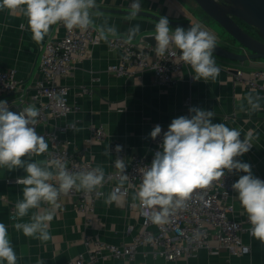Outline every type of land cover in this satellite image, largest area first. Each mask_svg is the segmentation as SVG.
Wrapping results in <instances>:
<instances>
[{"label":"crops","instance_id":"0c3cea01","mask_svg":"<svg viewBox=\"0 0 264 264\" xmlns=\"http://www.w3.org/2000/svg\"><path fill=\"white\" fill-rule=\"evenodd\" d=\"M133 0H96L99 10H128ZM140 11L150 12L158 16H168L170 20L186 21L199 24L202 30L213 34L216 43L224 48L232 47L229 39L221 35V27L216 24L205 26L201 24V14L204 13L194 0H140ZM92 10L90 13L92 25L100 32L101 28L115 27L116 35L127 39L128 30L140 25L139 34L131 42L143 46L151 45L145 37H154L157 21L128 15L111 14L106 11ZM24 25L21 28V25ZM173 31L175 28L170 27ZM64 27L53 25L41 44L32 40L27 27V17L21 12L0 10V69L16 68L22 80L19 93H32L34 84L41 78L39 64L44 46L51 40L61 39ZM91 49V56L74 65L69 77H60L57 82L70 88L69 102L80 106L76 114L68 116L75 123V128L62 135L64 141H70V151H77L94 165L103 169L104 173L114 168L111 144L122 143L127 148V159L149 156L153 149V138L150 133L156 125L162 132L168 129L172 119L195 113L190 109L197 108L214 112L212 123H224L229 128L241 130V139L253 132L254 139L250 150L235 159L251 165L255 177L264 180V93L260 96L250 90L243 82H239L236 72H250L264 68V60L246 63L225 60L213 55L219 75L215 80H195L192 68L184 67L181 79L174 86L159 87L152 83L150 70H143L132 76H117L107 70L109 64L119 61L118 51L110 50L108 40ZM227 37V36H226ZM17 94L15 96H18ZM14 96V97H15ZM6 97L0 91V99ZM259 104V110L253 111L252 105ZM55 122L49 120L41 130L53 129ZM102 127L105 133L103 140H91L92 131ZM48 144L50 143L45 139ZM90 140V141H89ZM48 150L40 155L25 156L26 162H42L47 160ZM44 167V164H41ZM49 170L53 171V168ZM226 171V170H225ZM237 179L243 172L233 170ZM26 175L23 168L8 170L0 168V223L8 229L9 239L17 255V264H37L43 260L45 264H65L69 260L85 252L84 239L89 238L110 244H127L141 228L139 218V200H134L139 185L131 186L127 196L119 202L105 204V199L114 190L106 188L91 214L79 212L75 207L76 198L61 195L59 207L50 223V239L40 241L23 235L15 230L17 222H28L36 209L22 220H13L15 204L21 200L23 185L11 184L9 180L22 178ZM121 185L120 182H118ZM125 181L122 186H127ZM234 217L244 220L246 212L241 207L238 194L232 197ZM49 205L42 204L41 210ZM131 227L134 230L130 231ZM243 243L250 252L242 257H233L230 252L221 248L218 253L201 250L196 257H182L176 264H264V243L248 234L242 235ZM211 246L217 242L212 240ZM136 264H166L163 260H155L152 255L145 256L147 250H141ZM6 264V261L4 262ZM96 264H128L123 260L107 258Z\"/></svg>","mask_w":264,"mask_h":264},{"label":"clouds","instance_id":"9594fccd","mask_svg":"<svg viewBox=\"0 0 264 264\" xmlns=\"http://www.w3.org/2000/svg\"><path fill=\"white\" fill-rule=\"evenodd\" d=\"M96 7V0H0V10L19 11L27 17V27L37 44L44 41L53 25L62 24L68 31L76 28L87 30L92 24L90 13ZM140 8V0H133L129 17H136ZM139 32V24L132 26L128 30L127 42H131ZM116 34L115 27L100 29V38L105 41L109 35ZM154 40L157 56L163 57L170 45L179 49L182 61L193 69L195 80H215L219 75L220 68L213 58L216 38L202 30L199 24L188 30L176 26L173 31L168 16L162 15L155 24ZM252 110H259V104H253ZM190 111L195 114L190 118L182 115L172 119L167 131L163 132L161 150L155 153L151 167L143 173L133 199L140 201L145 216L153 224L163 225L169 222L173 211L186 206L195 190L206 189L214 181H219L224 177L225 170L243 172L245 174L232 184V188L247 214L251 236L264 243V180L253 175L250 164L235 159L250 150L253 132L249 130L241 139V130L229 128L224 123H212L214 112L197 108ZM39 115L34 105L13 112L9 110L7 101H0V168H23L26 172L24 177L18 179V183L24 186L23 198L16 202L15 215L11 218L22 220L30 210H37L28 222H17L13 227L26 237L44 242L51 238L50 223L59 207V197L73 189L92 192L102 187L105 173L99 166L72 173L60 159L42 162L23 160L25 156L40 155L48 150L45 138L35 129ZM161 133V126L156 125L150 135L155 139ZM116 150L120 151L121 146L117 145ZM115 167L124 173L122 160H117ZM127 179V175H121V185ZM52 180L58 181V186L50 183ZM123 195L120 187H117L104 202L111 205L119 202ZM42 204L49 207L41 210ZM157 207L159 211L154 210ZM5 261L6 264H17V255L7 226L0 223V264ZM37 264L45 262L38 260Z\"/></svg>","mask_w":264,"mask_h":264},{"label":"built area","instance_id":"2783aa9c","mask_svg":"<svg viewBox=\"0 0 264 264\" xmlns=\"http://www.w3.org/2000/svg\"><path fill=\"white\" fill-rule=\"evenodd\" d=\"M100 43V32L92 24L87 30L76 28L68 31L64 27L63 37L49 41L43 48L39 64L41 78L35 82L32 93L18 95L22 80L16 68L0 69V91L6 96L0 101H7L9 110L16 108L17 112L34 105L40 113L35 129L50 143L47 160L60 159L66 163L68 171L72 173L89 171L97 166L85 160L79 152L70 151L71 142L64 141L61 137L75 128V123L69 121L68 116L78 113L80 106L69 102L70 88L58 83L57 79L71 76L74 65L89 58L91 49ZM108 46L110 50L118 51L121 55L118 62L107 66L108 72L117 76H132L140 71L150 70L152 83L166 87L178 83L184 67L191 68L182 61L180 50L174 45H170L163 57L156 55L155 46L127 42L123 36L111 37ZM190 75L191 79H194L193 75ZM236 77L239 82H243L260 96L264 93V68L250 72L238 70ZM16 94L18 96H15ZM49 120L55 122L53 129L42 131L41 127ZM104 136L103 128L98 127L93 129L91 140H103ZM162 141L163 132L153 139V149L149 156H136L130 161L127 159L126 146L122 143H112L114 168L105 173L103 186L92 192L73 189L66 195L76 198L75 207L84 214H91L94 211L97 201L104 196L106 188L120 187L123 196H127L131 186L140 185L142 182L143 173L151 167L155 153L161 150ZM117 145L121 146L120 151L116 150ZM117 160L124 162V173L115 167ZM121 175L128 177L126 181L128 185L125 187L118 184ZM237 180L233 171L226 170L224 177L219 181H214L206 189L195 190L186 202V206L173 211L169 222L163 225L153 224L145 216V209L139 203L141 228L132 237L131 242L110 244L86 238L83 242L85 252L65 264H96L107 258L136 264L141 250H147L145 256L152 255L155 260H163L166 264H176L182 257L194 258L204 249L216 254L224 248L233 257L247 255L250 248L243 243L242 235L248 234L251 238L253 236L249 231L251 225L247 214L242 221L234 217L232 197L235 191L232 184ZM9 183L21 185L18 179L9 180ZM50 183L58 186L56 180ZM154 210L159 211V208ZM132 230L133 227L130 231ZM212 240L217 242L216 247L211 246Z\"/></svg>","mask_w":264,"mask_h":264},{"label":"water","instance_id":"95a60500","mask_svg":"<svg viewBox=\"0 0 264 264\" xmlns=\"http://www.w3.org/2000/svg\"><path fill=\"white\" fill-rule=\"evenodd\" d=\"M200 9L218 24L226 36L228 35L229 48L216 43L213 55L225 60L246 63L264 60V0H194ZM99 10V9H95ZM111 14L128 15V10H99ZM136 17L158 21L156 14L140 11ZM169 26H182L188 30L194 24L186 21L169 19ZM245 27L254 28L257 32L253 36ZM149 44H154V37H145ZM11 111L17 112L16 108Z\"/></svg>","mask_w":264,"mask_h":264},{"label":"rangeland","instance_id":"374dc122","mask_svg":"<svg viewBox=\"0 0 264 264\" xmlns=\"http://www.w3.org/2000/svg\"><path fill=\"white\" fill-rule=\"evenodd\" d=\"M201 16H202V19H200V21H201L202 25H205V26H209L211 24L214 25V23H213L214 21L208 15H206L205 13H202ZM209 28H210V26H209ZM247 29L249 31H256L254 28H251V27H248ZM219 30L221 32V35L224 36V38H229L228 35L226 37V34L222 30V28Z\"/></svg>","mask_w":264,"mask_h":264},{"label":"trees","instance_id":"16d2710c","mask_svg":"<svg viewBox=\"0 0 264 264\" xmlns=\"http://www.w3.org/2000/svg\"><path fill=\"white\" fill-rule=\"evenodd\" d=\"M246 29L248 28V27H245ZM248 30V29H247ZM249 31V30H248ZM249 33L250 34H252L253 36H256L257 35V32L256 31H249Z\"/></svg>","mask_w":264,"mask_h":264}]
</instances>
